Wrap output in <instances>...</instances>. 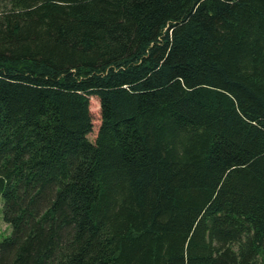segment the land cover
I'll use <instances>...</instances> for the list:
<instances>
[{
    "label": "trees",
    "instance_id": "1",
    "mask_svg": "<svg viewBox=\"0 0 264 264\" xmlns=\"http://www.w3.org/2000/svg\"><path fill=\"white\" fill-rule=\"evenodd\" d=\"M0 196V264H264V0H0Z\"/></svg>",
    "mask_w": 264,
    "mask_h": 264
},
{
    "label": "rangeland",
    "instance_id": "2",
    "mask_svg": "<svg viewBox=\"0 0 264 264\" xmlns=\"http://www.w3.org/2000/svg\"><path fill=\"white\" fill-rule=\"evenodd\" d=\"M91 112L94 118V130L89 134L90 139H94L101 122L100 103L96 97H91ZM4 199L0 196V242L12 232V227L4 219Z\"/></svg>",
    "mask_w": 264,
    "mask_h": 264
}]
</instances>
